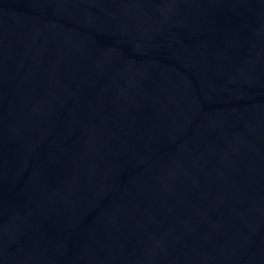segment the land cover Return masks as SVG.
I'll list each match as a JSON object with an SVG mask.
<instances>
[{"label": "water", "instance_id": "1", "mask_svg": "<svg viewBox=\"0 0 264 264\" xmlns=\"http://www.w3.org/2000/svg\"><path fill=\"white\" fill-rule=\"evenodd\" d=\"M0 264H264V0H0Z\"/></svg>", "mask_w": 264, "mask_h": 264}]
</instances>
